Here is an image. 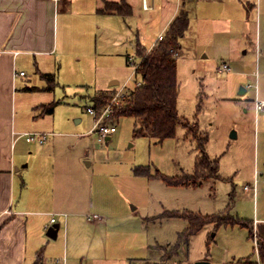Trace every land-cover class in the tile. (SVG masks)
Listing matches in <instances>:
<instances>
[{
  "label": "crops",
  "instance_id": "obj_1",
  "mask_svg": "<svg viewBox=\"0 0 264 264\" xmlns=\"http://www.w3.org/2000/svg\"><path fill=\"white\" fill-rule=\"evenodd\" d=\"M125 1L132 9L127 16L101 13L103 0H0V264H31L38 250L33 237L43 234L40 230L51 213L57 214L55 223L63 225L65 264L73 256L68 255V226L77 240L74 257L83 264H155L157 247L152 244H142L147 257L108 244L110 223L129 222L136 215L114 200L95 204L91 194L97 175L87 171L93 160L83 162L90 155L60 148L63 137L55 132L54 119L62 102L56 98L58 87L76 90L78 82L90 83L92 100L99 92L129 88L126 80L132 69L127 55H136V43L147 50L155 46L180 7L189 20L180 44L192 35L193 19L209 21L205 27H211L214 51L231 59V33L237 31L241 39L252 17L257 20L261 14L262 4L260 0H145L144 8L143 0ZM227 31L228 40L221 35ZM254 44L258 55L259 38ZM40 73H53L52 89H44L47 81ZM84 85L90 87H79ZM30 86L37 89L28 90ZM50 101H57L53 111L40 114L37 106ZM80 120L74 118L75 123ZM30 131L48 133L46 141L27 142L22 133ZM254 221L257 235L264 238V217ZM58 229L55 238L46 234L47 229L44 234L55 240Z\"/></svg>",
  "mask_w": 264,
  "mask_h": 264
},
{
  "label": "rangeland",
  "instance_id": "obj_2",
  "mask_svg": "<svg viewBox=\"0 0 264 264\" xmlns=\"http://www.w3.org/2000/svg\"><path fill=\"white\" fill-rule=\"evenodd\" d=\"M260 1L261 14L257 20L252 17L245 35L239 39L237 31L231 33V59L214 51L209 41L211 27H205L209 21L205 24L201 19H193L192 35L181 43L176 58L177 111L189 123H196L197 136L179 124L174 136L162 142L135 137L132 117L111 115L104 122L114 123L115 132L108 141H100L97 133L91 132L94 118L86 111L94 103L90 99L94 92L92 84L78 82L76 90H72L73 86L58 87L56 98L62 102L56 106L54 119L55 132L63 137L60 148L81 156L85 152L90 155L83 162L93 160L87 171L97 175L91 194L95 204L114 200L116 206L136 215L129 222L110 223L109 245L147 257L149 253L142 244L172 246L178 233L188 225L183 218L162 217V212L188 210L203 215L223 212L245 220L248 225L237 222L217 225L209 221L179 245L170 264H193L203 258L212 264H235L242 257L254 258L252 224L255 218L264 217V108L255 114L254 107L255 97L264 100V0ZM230 31L221 35L228 40ZM258 38L261 47L256 55L254 43ZM131 55L136 62L139 60L137 55ZM222 61L228 63L229 71H217ZM131 69L125 79L130 87L139 79L133 76V66ZM32 73L33 70L29 72ZM81 84L90 87H79ZM240 87L245 91L239 93ZM126 89L118 88L109 95L117 100ZM74 118L81 120L75 123ZM199 136L203 137L202 147L198 144ZM203 153L217 159L218 167L215 176L200 179L198 185H167L155 175L156 171L165 176L191 173L195 158ZM138 167L148 170L151 176L144 170H136ZM62 229L61 223L55 240L48 239L42 228L43 234L33 237L37 249H43L46 264L62 257L66 260ZM67 229L68 255L73 253L69 264H83L74 257L77 240L70 236L72 228ZM155 254L154 263L165 264V251L157 247Z\"/></svg>",
  "mask_w": 264,
  "mask_h": 264
},
{
  "label": "trees",
  "instance_id": "obj_3",
  "mask_svg": "<svg viewBox=\"0 0 264 264\" xmlns=\"http://www.w3.org/2000/svg\"><path fill=\"white\" fill-rule=\"evenodd\" d=\"M247 10L250 9L246 6ZM101 13L114 12L121 16H127L132 13V9L125 0L107 1L103 0V7L99 9ZM188 16L183 7H180L176 16L169 23L164 31L162 40L147 50L140 43H136L135 52L140 58L139 64L134 69L135 80L132 87L127 88L126 92L120 98V105L113 106L112 117L130 116L133 118V136H145L162 142L164 139L174 136L177 125H182L187 132H192L193 136H197L196 123H189L177 111V95L178 82L176 75V58L177 50L180 48V39L188 28ZM40 76L47 81L45 90L53 88V73H40ZM28 90L37 89L34 86L26 87ZM112 98V95L105 92H99L93 97V107L101 108ZM57 101H50L37 106L40 114H48L53 111ZM199 147L204 142L200 137ZM202 141V142H201ZM218 167L217 159H211L205 153L197 156L194 160L193 171L176 176H165L156 171L155 175L160 177L167 185H185L195 186L200 184V179L216 175ZM136 170H144L138 167ZM147 176H151L148 170H144ZM167 218H183L187 221V227L178 233L177 242L174 245H156L159 249L165 251L163 260H169L177 253V249L181 243L196 233L205 223L212 221L217 225L228 222H237L241 225H248L246 221L234 218L228 214L213 213L201 214L193 211H169L166 210L160 214ZM251 224V223H250ZM252 231V230H251ZM252 236V232H251ZM257 243L260 258L264 264V238L257 235ZM31 264H46L43 257V249L36 251L35 257ZM235 264H256L254 258L246 256L239 258Z\"/></svg>",
  "mask_w": 264,
  "mask_h": 264
},
{
  "label": "built area",
  "instance_id": "obj_4",
  "mask_svg": "<svg viewBox=\"0 0 264 264\" xmlns=\"http://www.w3.org/2000/svg\"><path fill=\"white\" fill-rule=\"evenodd\" d=\"M53 1H60V0H53ZM142 6L144 8L148 7L145 0L142 1ZM164 37V33H160L157 37V41L162 40ZM135 58L132 55H127L126 57V62L133 66L135 69L137 65L139 64V60L136 62L134 60ZM229 65L227 62L222 61L221 64L218 66L217 71L222 73L229 71ZM19 74H24V71H19ZM120 92V91H119ZM122 96L123 93H120ZM120 96V97H121ZM114 105H120V98L117 100L112 96V98L109 100L108 103H106L104 106L101 108H95L93 106H88L86 108V111L91 114L94 118V125L93 129L91 132L95 131L98 136V140L100 141H106L111 134L115 132V125L114 123H109V122H104V120H108L110 116L113 114V106ZM254 107H255V112L259 111L264 107V100H260L257 97L254 99ZM22 136L27 142H35L38 144H42L46 141L48 133L46 132H40V131H30V132H24L22 133ZM56 213H51L50 218L47 224L44 225V229H48L50 226H52L56 222ZM255 224V221H254ZM253 224V231H252V238H253V249H254V261L256 264H263L260 254H259V249H258V243H257V231L255 228V225ZM53 264H65V259L64 257L60 259H56L53 261Z\"/></svg>",
  "mask_w": 264,
  "mask_h": 264
},
{
  "label": "water",
  "instance_id": "obj_5",
  "mask_svg": "<svg viewBox=\"0 0 264 264\" xmlns=\"http://www.w3.org/2000/svg\"><path fill=\"white\" fill-rule=\"evenodd\" d=\"M242 92H244V88L240 87L239 93H242ZM58 226H59L58 223L53 224L47 229L46 234L51 238H55ZM193 264H210V261L206 259H201V260L195 261Z\"/></svg>",
  "mask_w": 264,
  "mask_h": 264
}]
</instances>
